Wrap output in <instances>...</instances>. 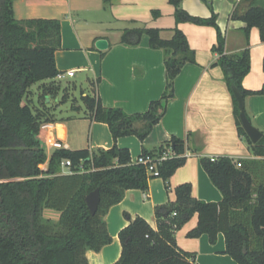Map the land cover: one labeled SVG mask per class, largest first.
Masks as SVG:
<instances>
[{"label": "trees", "instance_id": "1", "mask_svg": "<svg viewBox=\"0 0 264 264\" xmlns=\"http://www.w3.org/2000/svg\"><path fill=\"white\" fill-rule=\"evenodd\" d=\"M204 1L213 11L209 18L190 14L181 7V0H170L176 7L177 23L217 29L218 44L213 50L218 58L213 65L224 71L239 135L255 158L201 156V164L222 193V200L198 199L192 194V184L183 183L175 190V201L156 207L157 229L141 216L126 214L129 224L120 231L122 253L115 264H197L195 253L183 250L175 236L195 214L198 224L188 237L207 234L215 244L222 233L225 253L239 264H264V135L257 143L248 137L233 93L237 87L244 98L264 95V85L254 91L243 86L251 69L252 27L259 28L264 42V6L251 4L242 14L234 15L247 23V44L239 53L228 54L212 2ZM13 2L0 0V264H88V250L100 251L113 240L105 220L108 210L121 202L129 189L147 191L149 179L154 177L144 164L134 162L130 150L119 147L117 140L130 135L141 141L147 138L175 98L174 81L183 66L196 62L195 51L178 27L171 39H163L158 28L125 29L122 43L138 45L146 35L150 47L164 51L167 83L163 95L152 101L147 111L128 113L121 107L104 106L96 91L86 95L82 91L85 112L92 120L109 125L115 144L93 152L87 148L55 149L49 157L39 137L41 127L55 121L51 103L60 92L62 103L76 88L73 84L63 88L56 80L61 72L56 63V52L62 47L61 21L19 20ZM38 83L34 92L32 87ZM77 103L74 98L71 108L78 109ZM167 149L176 155L157 160L159 177L165 180L185 164L186 140L173 136L162 145L161 153ZM143 154L152 155L148 151ZM65 159L72 162L70 173L61 169ZM45 163L47 169L42 167ZM96 189L101 200L93 214L87 196ZM46 209L58 211L59 219L45 217Z\"/></svg>", "mask_w": 264, "mask_h": 264}, {"label": "crops", "instance_id": "2", "mask_svg": "<svg viewBox=\"0 0 264 264\" xmlns=\"http://www.w3.org/2000/svg\"><path fill=\"white\" fill-rule=\"evenodd\" d=\"M217 14V24L226 39V52L236 54L247 44L244 28L247 23L235 14H242L251 4L264 6V0L253 3L244 0H210ZM181 7L190 14L209 18L213 11L204 0H181ZM15 16L25 19H58L61 21L62 47L56 52L61 72L74 70L68 83L88 84L84 95L96 91L104 106L121 107L128 113L145 112L150 103L158 100L166 88L165 53L153 49L148 36L138 45L121 42L128 28L153 27L160 29L163 39H171L178 27L187 36L195 51L196 62L186 63L174 81L175 98L167 111L144 141L136 135L120 137L119 147L128 148L132 159L145 151L155 158L162 145L173 136L186 140L187 160L174 174L149 179L147 191L129 189L118 204L107 212L105 220L113 237L100 251H87L88 264H115L122 253L120 231L129 224L126 214L141 216L157 229L156 207L176 200V188L191 183L194 197L205 201H221L220 190L212 183L201 164V156H229L235 159H254L247 142L239 135L232 94L225 82L221 66L213 65L218 53V32L213 26L191 22L177 23L176 7L170 0H14ZM105 38L109 47L100 50L98 39ZM251 69L243 78L248 90H260L264 85V42L258 27L249 34ZM62 82V81H61ZM39 83L35 85V88ZM55 121L39 135L48 156L56 148L48 140L60 141L65 149H110L115 140L109 125L92 120L84 106L71 108L68 101L60 104L55 98ZM67 104V105H66ZM66 105V106H64ZM246 112L252 123L264 133V95L245 97ZM47 169L48 163L42 166ZM63 173L70 169L62 166ZM44 215L57 221L60 213L46 209ZM198 224L195 214L175 236L185 251L195 253L197 264H239L225 253L224 234L212 244L207 234L188 237Z\"/></svg>", "mask_w": 264, "mask_h": 264}, {"label": "water", "instance_id": "3", "mask_svg": "<svg viewBox=\"0 0 264 264\" xmlns=\"http://www.w3.org/2000/svg\"><path fill=\"white\" fill-rule=\"evenodd\" d=\"M96 46L100 50H105L109 47V42L105 38L98 39L96 41ZM233 93L234 96L238 102V109H239V117L242 122V126L244 127L248 137L251 139L253 143H257L264 135V133L257 128L252 121L249 119L246 107H245V98L243 94L239 91L237 87H233ZM101 197H100V191L99 189H96L95 191L91 192L87 196V202L89 205V208L93 214H95L98 210L99 203H100Z\"/></svg>", "mask_w": 264, "mask_h": 264}, {"label": "built area", "instance_id": "4", "mask_svg": "<svg viewBox=\"0 0 264 264\" xmlns=\"http://www.w3.org/2000/svg\"><path fill=\"white\" fill-rule=\"evenodd\" d=\"M74 74H75L74 70H70V71H66V72H60L57 75L56 80L62 81L64 79H66L67 77L74 76ZM48 127H50V124L45 123L42 125L41 128L45 129ZM48 142H49L50 146H52L56 149H63L64 148V145L58 140L49 139ZM175 155L176 154L171 149H167L164 152H162L158 158H155L153 155H150V154H142L137 158L136 162L140 163V164H144L146 166L148 173L151 176L159 177L160 172L157 169V160L158 161L167 160L168 158L173 157ZM62 166L70 169V167L72 166L71 160L70 159L63 160ZM238 166H241L240 162L238 163Z\"/></svg>", "mask_w": 264, "mask_h": 264}, {"label": "rangeland", "instance_id": "5", "mask_svg": "<svg viewBox=\"0 0 264 264\" xmlns=\"http://www.w3.org/2000/svg\"><path fill=\"white\" fill-rule=\"evenodd\" d=\"M61 84H62V87L63 88L66 87V86H68V85H71V83H68V81L66 79L62 80ZM76 84H77V87L71 89V97L68 100V102L71 103L74 98H77V100H78V103L77 104L80 105V106H84V104H83V102L81 100V93H82V90L83 89H87L88 84H86V83L81 84L80 81H78ZM32 90L34 92H36L37 91V88H35V86H33L32 87ZM32 96H33L34 99H36V94L31 93V97ZM62 96H63V91L60 92V101L62 100ZM55 103H56V101H52L51 104H55ZM60 104H63V102L60 103ZM66 105H64V106H66Z\"/></svg>", "mask_w": 264, "mask_h": 264}]
</instances>
